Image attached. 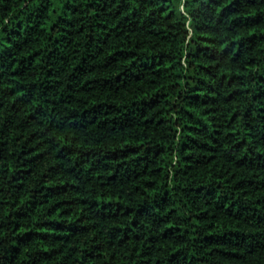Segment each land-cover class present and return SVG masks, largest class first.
Instances as JSON below:
<instances>
[{
    "label": "trees",
    "instance_id": "trees-1",
    "mask_svg": "<svg viewBox=\"0 0 264 264\" xmlns=\"http://www.w3.org/2000/svg\"><path fill=\"white\" fill-rule=\"evenodd\" d=\"M0 264H264V0H0Z\"/></svg>",
    "mask_w": 264,
    "mask_h": 264
}]
</instances>
